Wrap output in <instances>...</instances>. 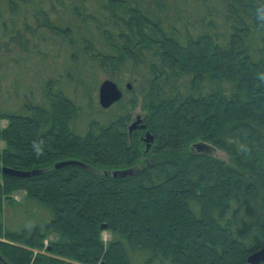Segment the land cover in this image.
Listing matches in <instances>:
<instances>
[{
  "label": "trees",
  "instance_id": "obj_1",
  "mask_svg": "<svg viewBox=\"0 0 264 264\" xmlns=\"http://www.w3.org/2000/svg\"><path fill=\"white\" fill-rule=\"evenodd\" d=\"M104 79L123 91L106 109ZM2 119L0 166L42 171H0L8 264H248L264 246V0H0ZM17 191L42 225L4 226Z\"/></svg>",
  "mask_w": 264,
  "mask_h": 264
},
{
  "label": "rangeland",
  "instance_id": "obj_2",
  "mask_svg": "<svg viewBox=\"0 0 264 264\" xmlns=\"http://www.w3.org/2000/svg\"><path fill=\"white\" fill-rule=\"evenodd\" d=\"M258 1H262V0H258ZM95 96L98 99L97 92H96ZM11 107H13V104ZM136 116H140L142 119L143 112L141 111V109L139 107L132 110L131 119L128 123V126H130V124H132V122L135 121ZM6 124H7V121L5 119L0 120V127L5 126ZM138 127L139 126H137L136 128H138ZM136 128L134 130H136ZM134 130H132L131 133H129L130 138L132 137V133ZM146 131L147 130H145V133H146ZM143 133L144 132L139 133V139L141 138L140 135H142ZM142 137H143L144 143L141 142V144H142L143 148L147 151L151 148L153 141L150 142V146H148L147 145L148 142L145 141L144 135ZM196 144L197 145H195V147H194L195 150L206 151L215 157L224 159L226 161H230L229 156L224 151H222V150H220V149H218V148H216L210 144L205 145V146L198 145L199 143H196ZM4 146H5V142L0 140V150ZM12 198H13L12 204H9L7 202L4 204V211H3V215H2V220H3L4 226L6 225L7 227H9L11 229H16V230L20 229V228H24L26 226H28V228H31L36 224L42 225L41 221L42 220L44 221V220H46L47 217H49L48 211L45 208H42L41 206L36 204L35 202L28 201L26 199L23 191L15 192L13 194ZM110 237H111V233L108 230L102 231V238L105 241L108 240ZM51 238H54L53 234L50 235L47 239H45L44 242L47 243V241L50 240ZM71 262H72V264H84V263H81V262L75 261V260H73Z\"/></svg>",
  "mask_w": 264,
  "mask_h": 264
},
{
  "label": "water",
  "instance_id": "obj_3",
  "mask_svg": "<svg viewBox=\"0 0 264 264\" xmlns=\"http://www.w3.org/2000/svg\"><path fill=\"white\" fill-rule=\"evenodd\" d=\"M126 86L127 88L131 87L130 83H127ZM97 95H98L99 105L102 108L106 109L121 99L123 95V91L115 81L111 79H104L99 83ZM137 126H139V128L146 127V124L142 123V119L140 116H136L135 121L132 122V124H130V126L128 127L129 133H131V131L134 130ZM144 139L145 141L148 142L147 145L150 146V142L153 141V135L149 131H146ZM68 165H78L84 168H88L86 164L76 159H67V160L59 161L56 162L54 166L55 168H61ZM0 171H2L4 174H10L19 177H28L30 175H35L42 172L41 170L27 171V170L14 169L7 166H3V167L0 166ZM132 172H133L132 168H128V169H116L109 173L105 172V174L112 175L113 177H125L131 174ZM101 228L105 229L106 224L102 223ZM0 261L3 264H8L1 255H0ZM246 261L248 264L264 263V246L249 254Z\"/></svg>",
  "mask_w": 264,
  "mask_h": 264
},
{
  "label": "flooded vegetation",
  "instance_id": "obj_4",
  "mask_svg": "<svg viewBox=\"0 0 264 264\" xmlns=\"http://www.w3.org/2000/svg\"><path fill=\"white\" fill-rule=\"evenodd\" d=\"M128 89H130V88H128ZM143 132H144V133H143L142 135H140V136H141L140 140H141L142 143H144V141H143V137H142V136L145 134V129H144Z\"/></svg>",
  "mask_w": 264,
  "mask_h": 264
}]
</instances>
